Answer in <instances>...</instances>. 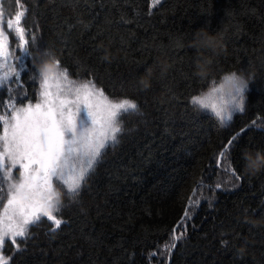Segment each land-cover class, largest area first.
<instances>
[{
	"label": "trees",
	"instance_id": "1",
	"mask_svg": "<svg viewBox=\"0 0 264 264\" xmlns=\"http://www.w3.org/2000/svg\"><path fill=\"white\" fill-rule=\"evenodd\" d=\"M101 2L21 0L27 25L37 26L38 42L73 73L78 62L94 69L111 92L113 83L153 72L147 77L149 90H126L142 116L125 118L121 143L106 149L79 203L64 210L62 229L51 238L46 235L50 222L33 227L13 264H157L158 257L150 259L148 253L169 238L197 181L203 177L214 185L227 179L209 166L222 142L264 117V0H164L151 16L150 0H103V7ZM0 7L5 20L20 10L15 0H0ZM121 14L133 22L117 24ZM106 16L112 24L105 23ZM78 20L91 21L90 29ZM201 30L217 37L219 46L198 52L193 39ZM177 41L185 47H177ZM101 43L112 53L110 64L89 55ZM197 59L214 60L204 84L199 77L185 79ZM165 66L166 76L159 78ZM233 71L255 74L246 94L248 109L234 116L231 127H220L212 116L194 111L189 96L204 93ZM80 75H87L83 68ZM28 92L32 96L34 89ZM249 140L264 144V131L245 132L241 145ZM202 191L169 264H264V172L234 188L227 183ZM12 250L7 242L5 252Z\"/></svg>",
	"mask_w": 264,
	"mask_h": 264
},
{
	"label": "snow or ice",
	"instance_id": "2",
	"mask_svg": "<svg viewBox=\"0 0 264 264\" xmlns=\"http://www.w3.org/2000/svg\"><path fill=\"white\" fill-rule=\"evenodd\" d=\"M15 2L20 10L6 21L0 7V264H13L16 253L24 251L32 238L33 227L50 222L46 235L51 238L62 229L66 223L64 210L79 203L106 149L121 143L126 131L125 118L142 116L139 103L126 95V90H149L147 77L153 72L150 68L145 78L113 83L109 92L94 69L78 62L73 73L47 46L38 42L37 26L27 25L26 5L21 0ZM163 2L150 0L147 14L153 15L151 9L159 10ZM210 9L209 4V12ZM120 22L133 21L121 14L116 23ZM77 23L89 30L92 22ZM105 23L113 21L106 16ZM219 40H223L222 35ZM176 46L185 47L182 41H177ZM194 47L201 51L200 47ZM214 48V45L205 47ZM94 54L101 64L111 63L112 53L103 43L93 46L89 55ZM81 68L87 73L85 77L80 75ZM213 70V59H197L194 71L191 76L185 74V79L199 77L204 84L205 74ZM166 73L167 66L159 68L157 75L165 78ZM254 78V73L233 71L225 76L227 89L220 84L207 93L191 94V107L196 112L209 110L220 127H231L234 114H244L248 109L246 94ZM29 87L34 89L32 96ZM171 90L169 87L168 91ZM257 128L264 131V117L259 118V123L253 119L222 142L209 166L216 175L222 172L227 179L214 185L206 183L203 177L197 181L179 222L171 229L169 238L148 253L150 259L158 257L157 264H168L177 244L185 239L184 224L198 207L203 188L223 189L227 183L234 188L254 174L249 171V156L264 155V144L256 145L249 140L242 146L241 139L245 132ZM256 172H264V165ZM7 242L14 246L10 254L5 252Z\"/></svg>",
	"mask_w": 264,
	"mask_h": 264
},
{
	"label": "clouds",
	"instance_id": "3",
	"mask_svg": "<svg viewBox=\"0 0 264 264\" xmlns=\"http://www.w3.org/2000/svg\"><path fill=\"white\" fill-rule=\"evenodd\" d=\"M218 47L219 43L216 37L208 34L205 30L199 31L193 39V46H198L200 48H205L209 46ZM264 165V155L257 157L254 154L249 156V171L255 173L259 171L260 167Z\"/></svg>",
	"mask_w": 264,
	"mask_h": 264
},
{
	"label": "rangeland",
	"instance_id": "4",
	"mask_svg": "<svg viewBox=\"0 0 264 264\" xmlns=\"http://www.w3.org/2000/svg\"><path fill=\"white\" fill-rule=\"evenodd\" d=\"M5 21H6V20H5ZM220 84H224L225 89H227V88L229 87V85L227 84V82H226V80H225V77H224L220 82L215 83V84H212V85L210 86V88H209L208 90H206L204 93H207V92L210 91L213 87H219ZM200 112L205 113V114H208V115L212 116L213 118H215L214 115H213L209 110H201ZM235 115H236V114H234V116H235ZM215 119H216V118H215ZM13 247H14V246H13Z\"/></svg>",
	"mask_w": 264,
	"mask_h": 264
},
{
	"label": "water",
	"instance_id": "5",
	"mask_svg": "<svg viewBox=\"0 0 264 264\" xmlns=\"http://www.w3.org/2000/svg\"><path fill=\"white\" fill-rule=\"evenodd\" d=\"M168 264H169V262H168Z\"/></svg>",
	"mask_w": 264,
	"mask_h": 264
}]
</instances>
